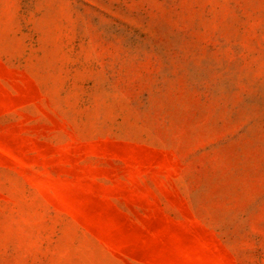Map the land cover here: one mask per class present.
I'll use <instances>...</instances> for the list:
<instances>
[{"label": "rangeland", "instance_id": "374dc122", "mask_svg": "<svg viewBox=\"0 0 264 264\" xmlns=\"http://www.w3.org/2000/svg\"><path fill=\"white\" fill-rule=\"evenodd\" d=\"M0 264H264V0H0Z\"/></svg>", "mask_w": 264, "mask_h": 264}]
</instances>
